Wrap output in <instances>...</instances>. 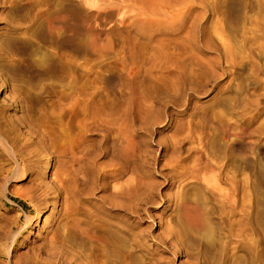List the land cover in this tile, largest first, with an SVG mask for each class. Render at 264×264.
<instances>
[{"label": "rangeland", "instance_id": "374dc122", "mask_svg": "<svg viewBox=\"0 0 264 264\" xmlns=\"http://www.w3.org/2000/svg\"><path fill=\"white\" fill-rule=\"evenodd\" d=\"M61 5L82 13L80 30L55 21ZM70 126L81 151L98 149L101 164H113L108 187L141 197L156 184L158 200L140 222L176 250L156 259L161 244L134 231L138 219L114 217L102 188L75 191L68 217L63 181L54 177ZM0 135L33 143L31 155L41 158L32 156L7 196L0 191V232L41 208L19 236L21 253L61 225L65 248L86 255L90 240L68 221L92 232L103 217L123 228L105 264H126V253L130 264H264V0H186L177 12L146 18L114 0H0ZM6 159L0 151L4 169ZM206 163L214 175L207 186L197 177ZM186 195L208 207V240L186 231L177 203ZM89 197L100 200L99 216ZM148 215L162 216L160 224Z\"/></svg>", "mask_w": 264, "mask_h": 264}, {"label": "bare ground", "instance_id": "6f19581e", "mask_svg": "<svg viewBox=\"0 0 264 264\" xmlns=\"http://www.w3.org/2000/svg\"><path fill=\"white\" fill-rule=\"evenodd\" d=\"M186 0H114V2L119 3L123 9H127L136 15L146 18L155 16H167L172 12H177L182 5H184ZM62 10L59 15L54 19L55 21L65 23L66 25H72L73 28L78 31L82 28V24L85 21L82 13L75 7H69L61 5ZM72 126L68 128L66 133V143L64 147L65 153V163L64 168L61 172L55 173L54 179L62 182L63 189L67 196V209L68 217L73 215V208L75 201V191H80L81 193L93 196L98 188L109 191V196L107 201L103 199L107 205L106 209H110L116 218L121 216L129 215L130 218L138 219L132 222V227L134 231L140 235V237L146 242V237L150 236V241L152 246L160 245L162 239L158 235L150 234V225L148 228H143L141 220L143 218V213L147 212L148 204L150 202H157L158 195L156 184H148L147 189L145 188L146 194L141 197L134 192V190L124 185H113L112 189L108 187L110 180L115 174L111 172L113 168L112 163H106L99 161L102 153L97 149H88L87 151H81V144L79 141L81 138H76L74 132L72 131ZM33 143H28L24 147H20L19 143L8 137H3L0 135V151L7 157V161L11 165L10 168L4 169L0 167V191L4 196L8 193V184L11 181L17 180L19 177L25 175L33 159L32 156H37L41 159L38 154H32ZM43 153V152H42ZM42 161V160H41ZM36 162H39L36 161ZM49 167V161L43 163L41 170L38 173L37 178L40 183L37 184L38 188H45L47 182L45 180V174ZM198 181L205 183V185H212L213 173L210 165L205 164V170L201 174L197 175ZM53 191L60 189L58 184ZM149 189V191H148ZM46 190H49L48 188ZM62 190V189H61ZM28 195L32 199H36L39 195L34 187L28 189ZM94 206L97 208V215L101 213L100 200L96 197H89ZM186 195L183 202H177L179 205L180 215H183L185 222L188 227L187 232L191 233L194 237H199L204 235V238L208 240L212 237L214 228L210 225L208 219V207H202V205L192 202V199H188ZM136 201L134 202L133 201ZM79 200V199H78ZM80 201V200H79ZM133 201V202H132ZM35 206H38L35 203ZM41 212L40 207L35 208V212L31 215H27L25 224L20 225L17 229L13 226L10 230L0 232V264H105L110 261L111 255L115 249V242L120 239L114 240L117 237H121L123 229L122 226L117 223L110 222L108 219L105 220L103 217L95 218L93 223L92 232L81 228L79 225V220L74 217L68 221L70 230L77 227L81 233L85 234L90 240L88 253L82 255L78 251H69L65 248L62 234V226L59 225L57 228H47V234L41 238V242L30 243L27 246L25 253L19 252V248L22 246V241L19 239L22 232L28 230L31 222L35 220V216L39 215ZM95 216V211H93ZM148 214V213H146ZM148 218L152 222L151 226L158 222L157 219L161 221L162 216L153 217L148 215ZM50 221V217L45 215L44 224ZM148 221V222H150ZM160 224V222H158ZM52 226V224H50ZM56 227V226H55ZM160 227V225H159ZM172 230V226L169 225ZM145 232L148 235H145ZM179 233L176 232V237L179 238ZM20 236V237H19ZM24 239L27 238V234H24ZM28 244V243H26ZM191 245L190 242H188ZM238 245H241V235L238 234ZM125 246V242L124 245ZM23 247V246H22ZM163 252L156 253L155 250H148V254H155L156 259L162 260L165 258L163 253H171L177 249L176 246L169 243L161 244ZM130 254L126 253V264H130Z\"/></svg>", "mask_w": 264, "mask_h": 264}]
</instances>
